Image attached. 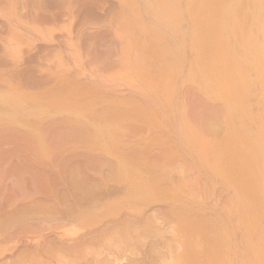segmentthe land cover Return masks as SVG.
I'll list each match as a JSON object with an SVG mask.
<instances>
[{
	"label": "bare ground",
	"instance_id": "1",
	"mask_svg": "<svg viewBox=\"0 0 264 264\" xmlns=\"http://www.w3.org/2000/svg\"><path fill=\"white\" fill-rule=\"evenodd\" d=\"M149 213L155 264H264V0H0V264Z\"/></svg>",
	"mask_w": 264,
	"mask_h": 264
},
{
	"label": "rangeland",
	"instance_id": "2",
	"mask_svg": "<svg viewBox=\"0 0 264 264\" xmlns=\"http://www.w3.org/2000/svg\"><path fill=\"white\" fill-rule=\"evenodd\" d=\"M110 191H111V194L114 193V191H113L111 188H110V190L108 191V193H110ZM93 192L95 193V194H94V197H93L94 199H93V198H92V199L89 198V201L92 200L91 202H94V201H95V195H96V198H97L98 200H99V197L101 196L100 193H99L100 196H99V197L97 196L98 191H96V192L93 191ZM87 195H88V196H86V197H90V196L93 195V193H92V195H91V192H90V193H87ZM89 195H90V196H89ZM102 195H103V194H102ZM102 197H104V195H103ZM100 198H101V197H100ZM81 199H82V198H81ZM82 200H85V199L83 198ZM86 200H88V198H87ZM79 202H81L80 198H79ZM82 202H83V201H82ZM84 202H85V201H84ZM48 209H49V208H48ZM48 209H47V210H48ZM51 209H52V211L54 210V208H51ZM51 209H50V210H51ZM37 210H38V209H37ZM33 211H34V210H33ZM35 211H36V210H35ZM35 211H34V212H35ZM38 211H39V210H38ZM52 211H51L50 213H49V212H47V213L51 214ZM20 212H21V211H19V213H20ZM23 212H24V210H23L21 213H23ZM28 212H30V211L28 210ZM34 212L31 211V214L33 215ZM54 212H55V214H56L57 211L55 210V211H53V213H54ZM69 212H70V210H69ZM71 212H72V210H71ZM71 212H70V213H71ZM19 213H18L17 216H16V214H14V215H15L14 222L12 221V220H13L12 217H14L13 214H12V215H11V214H10V215H7V217L4 216L6 219H7V218H10V217L12 216L11 219L4 220V219H5L4 217L2 218V220L0 219V221H2V222H0V223H1V224H0V227H1L0 231H1V232H2V231H5V226H6V224H5L4 222H6V221L10 222L11 224H10V223L8 224V222H6V223H7V225H8L7 227H11V226L13 225L12 222H13V223H16V222H17L16 220H20L19 217H21V216H23V215H21V214H19ZM35 213H36V212H35ZM35 213H34V215H36ZM72 213H73V212H72ZM151 213H153V212H151ZM25 214H26V213H25ZM29 214H30V213H28V214H26V215L29 216ZM49 214H47L46 217H49V219H52V217L50 218V215H49ZM55 214H53V215H55ZM149 214H150V213H149ZM19 215H21V216H19ZM48 215H49V216H48ZM51 215H52V214H51ZM56 215H58V213H57ZM153 215L156 217L155 214H153ZM18 216H19V217H18ZM24 216H25V215H24ZM151 216H152V214L148 215L147 218H146V216H145L146 221L143 220L144 223L142 222V225L145 224L144 227L141 225L143 228H142V229L139 228V230H138V228H135V230H137V231H135L134 228H132V227H131V229H130V227H128V226H127V227H126V226H121V227L119 226V227L121 228V232L123 231L122 233H124V229H122V227H125V230H126V228L129 229V230H132V229H133V230L135 231L134 234H133V231H129V232H128V230L125 231L126 233H127V232H128V233L132 232V235H130V237H128V238H131V236H132L131 239H133V240H129V239L127 238V236H129V234L126 235V233H125V235H126L125 237L128 239V241L126 240L125 237H124L125 239H120V240H118V237H119V236L123 237V236H122V233L119 234V233H120V232H119L120 229H119L118 227L115 228V230H116L117 232H116V231H114L113 233H112V231L109 232V234L111 233V234H110V237H109V239H111V241L109 240L111 243H109V245H107V241H108V240H107V239H104V240L106 241V243H105V241H103V243H104L105 245L109 246V247L111 246L110 248L107 247V246H106V247L109 249L110 253H112V252H113V254L115 253V255H114L115 258H117L118 254H119V256H122V255L124 254L125 257L127 256V257H126L127 260H125V261H118V259L115 260V258L112 257L113 254H110L109 251L102 253L103 251H106V250H104V249H103V251H102V249H101L102 256H100L101 254H97L98 249L95 250V251H96V255H98V256L100 257V258L98 257V259H96L97 257L94 255V253H95V252H94V249H92V250H91L92 252H88V251H90V250H88V251L85 250L87 253H89V254L91 253V255H89V254L86 253V254H87V255H86V258L88 257V255H89V257H90V256L93 257V255H94V258H95V262L92 263V261H94V260H91L92 257H90V258L88 257V258L90 259V260H89V259L87 258V261L89 262V264H91V263H92V264H95L96 262H98V263H96V264H99V263L101 264V262L103 261V259H105L106 257H107V258H106L105 260L108 259L107 261H109V262H108L109 264H111V263L113 264V263H115V262H116V264H117V261H118V262H121L120 264H123V262H124V264H125V263H126V264H141L142 262H140V261H143L142 258H144V261L146 260V261H145L146 263H147V261H148L147 264H152V263L155 264V263H154V259H157L158 257H160L159 254H160L161 257H162L163 254L166 252V248H168V247L165 246V243H166L167 246H169V245L172 244V241L170 240L171 238L169 237L170 235H172V233L170 234V233H169L170 230H169L168 228L164 227V230H165V229H168V230H169L168 232H166V230H165V232H166L165 234H167V236H166V235L163 233L164 230L161 228V227H163V226H161L160 221H159L158 219H156L155 217H153V216L151 217ZM17 217H18L19 219H17ZM26 217H27V216H26ZM26 217H25V218H26ZM53 218H54V217H53ZM55 218H56V216H55ZM55 218H54V219H55ZM145 218H144V219H145ZM150 218H152V219H150ZM153 218H154L155 222H154ZM47 219H48V218H47ZM49 219H48V220H49ZM54 219H53V220H54ZM53 220H52V221H53ZM147 220H148V221H151V222H149V223H151L152 226H156V228L159 227V226H158V223H159L160 226H161V227H160V228H161L160 231L162 232V233H161V232L159 231L160 228H157V229H158L157 234H158V232L160 233L159 236L156 235V234L150 233V234H149V235H150V237H149V238H150V239H149L150 241L147 240V239H146V240H147V241H146L144 238L142 239L144 242H145V241H146V243L148 242L147 245H148V248L150 249L149 251H148V249H147L146 244L144 245L146 248H144L143 243H142L143 241L140 240V237L142 238V236H144L143 232L146 233V235H147V236L145 235V238H148V233L145 232V231H146L145 229L149 228L150 231H153V230H152L153 228L155 229V227L150 228V225H149V223H148ZM152 220H153L154 224H152ZM157 220H158V221H157ZM15 221H16V222H15ZM156 222H157V224H156ZM147 223H148V225H147ZM2 224H4L5 226H2ZM9 225H11V226H9ZM141 226H140V227H141ZM147 226H148V227H147ZM144 228H145V229H144ZM7 229H9V228H7ZM7 229H6V230H7ZM143 229H144V230H143ZM118 230H119V231H118ZM147 230H148V229H147ZM155 230H156V229H155ZM162 230H163V231H162ZM138 231H139V232H138ZM150 231H149V232H150ZM154 232L156 233V231H154ZM170 232H171V231H170ZM115 233H116V234H119V236H117ZM136 233H138V235H137ZM139 233L142 234V235L139 236ZM109 234H108L107 236H109ZM112 234H113V235H112ZM114 234L116 235L117 238H115V235H114ZM130 234H131V233H130ZM162 234H164V235H162ZM169 234H170V235H169ZM133 235H134L135 237H136V235H137L135 241H134L135 238L133 237ZM151 235H152V236H151ZM153 235H156V236L154 237ZM160 235H161V236H160ZM107 236H106V238H108ZM112 236H114V238H115V239H113V241H112V238H111ZM162 236H164V237L162 238ZM121 237H119V238H121ZM151 237H152L153 239H155V240H153ZM159 237H160L161 241H159L160 239H157V238H159ZM165 237H166V238H165ZM167 237H168V238H167ZM171 237H172V236H171ZM138 238H139V239H138ZM151 239H152V240H151ZM163 239H164V240H163ZM116 240H118V241H121V240H122L121 244L124 243L125 246H126V245H128V246L124 247V246H122V245L120 244V242H118V241H116ZM124 240L127 241V242H129V243L131 242L130 244H132V241H133V244H134V242H136V243H138V244H136V243H135L134 245L132 244L134 247H136V248H133L132 245H130V244H128V243L126 244V242H125ZM139 240H140V243H139ZM156 240H157V242H158V241H159L160 243L162 242V244L165 242L164 245H162V247H163V248L166 247V248H165V249H163V248L161 249L160 243H158L159 246H157V243L155 244ZM162 240H163L164 242H163ZM165 240H166L167 242H166ZM169 240H170V241H169ZM109 241H108V242H109ZM115 241H116V242H115ZM151 241H154V243H151L152 246H153V245H154V246L156 245V246H155L156 248H157V247H160V248H157V249L155 248V249H154L152 246L150 247L149 244H150ZM113 242H115V243H113ZM168 242H170L171 244L168 243ZM112 243H113V244H112ZM116 244H117V246H116V248H115L114 246H115ZM119 244H120L121 246H119ZM124 244H123V245H124ZM139 244H140V245H139ZM141 244H142L143 247L141 246ZM105 245L102 244V247H103V246L105 247ZM112 245H114V246H112ZM138 245H139V246H138ZM129 246H132V249H135V252H137V253L131 251L132 249H131V247H129ZM137 246H138V248H141V247H142L144 250H143L142 248H141V249H142L143 251L140 250V249L137 250ZM104 247H103V248H104ZM118 247H119V248H120V247H123L124 249H123V248H120V249H119ZM99 248H101V246H99ZM113 248H114V250H116V249H118V250H116V252H115V251L112 250ZM125 248L128 249V251H129V249H130V252H129L130 254H128V255H131L130 257H129L127 254H125V252L128 253L127 250H126ZM122 249H123V250H122ZM146 249H147L148 253H149V254L152 253V255H151V254L149 255V254L147 253ZM159 249H160V252L158 251V254L155 255V253H153V252H156V253H157V250H159ZM169 249H170V246H169ZM111 250H112V252H111ZM124 250H125V252H124ZM161 250H165V251H162L163 254H162ZM167 250H168V249H167ZM85 251H84V252H85ZM117 251H118V252H119V251H122L121 253H123V254H122V255H121L120 253L116 254ZM138 251L140 252V254H139ZM141 251H142V252H145V251H146L144 254L147 255L148 258H147L146 256H144V254H143ZM150 251H151V252H150ZM93 252H94V253H93ZM99 252H100V249H99ZM99 252H98V253H99ZM167 252H169V250H168ZM92 253H93V254H92ZM105 253H107V255L109 254L110 256H111V255H112V256H111V257H110V256H107ZM132 253H133L134 257H133V255H132ZM141 253H142V254H141ZM54 254H55V252H54ZM84 254H85V253H84ZM137 254H138L139 256H142V257H140L141 260H140L139 256L137 257ZM55 255H56V254H55ZM55 255H53L54 258H55ZM57 255H58V254H57ZM104 255H106V256H104ZM150 256H151L152 258H151ZM56 257H57V256H56ZM104 257H105V258H104ZM109 257L111 258V260L109 259ZM131 257H132V258H131ZM145 257H146V258H145ZM155 257H156V258H155ZM84 258H85V257H84V255L82 254V260H83ZM94 258H93V259H94ZM101 258H102V260H101V262H100L99 260H100ZM112 258H113V260H114L115 262L112 260ZM128 258H129V259H128ZM130 258H131V260H130ZM138 258H139V259H138ZM150 258H151V259H150ZM55 259H56V258H55ZM58 259H59V257L55 260V263L57 262ZM134 259H135V260H134ZM137 259H138V261L136 262ZM149 259H150V260H149ZM159 259H160V258H159ZM82 260H81V261H82ZM96 260H97V261H96ZM128 260H129V261H128ZM152 260H153V261H152ZM53 261H54V260H53ZM59 261H61V260L59 259ZM59 261H58L57 263H59ZM90 261H91V263H90ZM107 261H106V263H107ZM112 261H113V262H112ZM133 261H134V262H133ZM149 261H150V263H149ZM83 262L85 263L86 261L84 260ZM104 262H105V261H104ZM130 262H132V263H130ZM139 262H140V263H139ZM84 263H83V264H84ZM102 263H103V262H102ZM106 263H105V264H106ZM146 263H145V264H146ZM86 264H88V263H86ZM142 264H144V262H143Z\"/></svg>",
	"mask_w": 264,
	"mask_h": 264
}]
</instances>
